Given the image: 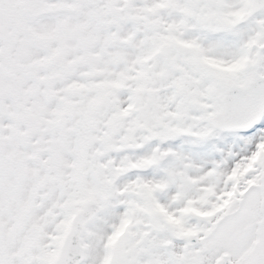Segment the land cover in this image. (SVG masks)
I'll use <instances>...</instances> for the list:
<instances>
[{
  "label": "snow or ice",
  "instance_id": "obj_1",
  "mask_svg": "<svg viewBox=\"0 0 264 264\" xmlns=\"http://www.w3.org/2000/svg\"><path fill=\"white\" fill-rule=\"evenodd\" d=\"M0 264H264V0H0Z\"/></svg>",
  "mask_w": 264,
  "mask_h": 264
}]
</instances>
